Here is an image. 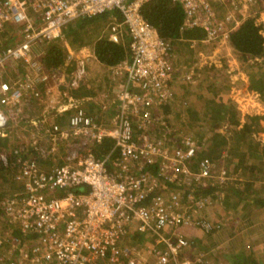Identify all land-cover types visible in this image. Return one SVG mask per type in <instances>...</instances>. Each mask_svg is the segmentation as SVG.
Here are the masks:
<instances>
[{"label": "built area", "instance_id": "1", "mask_svg": "<svg viewBox=\"0 0 264 264\" xmlns=\"http://www.w3.org/2000/svg\"><path fill=\"white\" fill-rule=\"evenodd\" d=\"M149 1L152 0H0V30L14 25L18 38L0 54V136L3 137L10 117L21 114L26 99H31L26 96L40 95L36 82L48 80L35 47L61 38L64 28L74 21L113 11L122 15L123 22L111 25L109 37L119 41L122 26L130 37L129 58L111 67L112 74L124 79L117 92L116 125L105 127L77 102L69 101L58 109H74L69 128L55 125L51 133L57 140L73 139L77 148L86 150L85 155L77 157L75 152L70 153L64 164L48 169L32 157L20 160L15 177L24 191L5 198L1 208L7 223L22 236L13 233L12 240L0 238V264H93L98 259H106L107 264H149L146 252L129 243L134 234L152 239L151 258L157 264H169L190 244L182 232L184 227L197 224L198 228H210L208 220L201 221L184 208V201H195V196H187L183 187L206 186L202 180L212 176L211 161L206 158L197 170L192 169L191 161L200 148L197 141L191 135H184L175 142L170 129L168 134L159 136L155 132L158 118L154 112L175 96L178 63L175 47L143 14V7ZM173 1L184 9L183 28H202L207 42L229 39L240 21L264 13L260 8L243 13L258 0ZM217 4L223 6V16ZM81 52L86 56L77 57L74 87L86 75L92 55L85 49ZM70 53V56L74 54L72 50ZM22 63L38 71L37 74L43 73L42 77L27 73L17 80L4 79L8 68L16 69ZM187 78L192 80L191 75ZM104 138L114 139L120 155L114 162L117 167L114 173L107 159L96 157L89 148ZM33 146L44 153L42 144L34 141ZM15 152L19 153L18 149ZM3 158L6 159L5 155ZM154 166L157 173L150 168ZM161 177L175 183L174 190L161 192L145 204L159 187ZM81 185L89 186L90 191L76 192L74 188ZM9 235L7 232L5 236ZM8 243H13L15 254L9 248L6 256L3 248Z\"/></svg>", "mask_w": 264, "mask_h": 264}, {"label": "crops", "instance_id": "2", "mask_svg": "<svg viewBox=\"0 0 264 264\" xmlns=\"http://www.w3.org/2000/svg\"><path fill=\"white\" fill-rule=\"evenodd\" d=\"M9 27L16 29L14 25ZM262 34L264 36V32ZM41 49V47H35L36 52ZM234 61L237 65L240 64L237 60ZM247 63L249 64L248 69L242 75L247 76L248 79L251 78L253 97L237 98V103L234 101L230 103L226 98L222 103L215 100L217 108L223 107L227 111L225 118L218 117L216 111L207 106L210 100L206 101L204 109H198L193 101L186 97L193 86L186 88L188 84H183L189 83L190 80L187 78L186 69L182 68L181 70L179 63L174 75L176 82L174 84L177 89L174 90L175 94H183L171 100L170 113L159 107L160 112L156 114L158 118L155 129L157 136L168 134V129H170V137H173L175 142L180 141L184 135H193L200 147L196 157L199 155L202 157L209 156L211 159L212 176L202 180L206 186H202L203 188L197 197L195 196V201L191 202L192 208L189 206V210L196 218L199 216L205 220L222 223V230L210 234L203 227L184 229L189 241L195 242V245L190 249L199 250L200 255L203 258L206 257L209 264L210 257L218 252L225 263L234 264L237 255L249 252L247 251L248 247H255V251L251 253L256 258L262 260L264 258V205L262 204L264 202V92L255 89L253 86L256 76L257 84L260 81L264 83V56L250 59ZM89 76L90 73L86 78ZM86 78L77 87L85 83L90 87L89 79ZM110 78L112 81H110L109 87L112 94L116 83L111 75ZM123 81L124 79L118 83L120 84L117 86L118 89ZM71 93V91L70 94L66 93L67 101L66 97H62V101L59 102V109L72 98L84 102V104L90 102L91 105L89 103L87 107L97 111L94 115L96 114V119L100 123L105 127L116 125L119 108L117 95L116 99L113 100L114 97L111 96L93 97L97 96L96 94L83 98L70 97L72 96ZM62 96L65 95L62 94ZM27 103L23 106V110ZM112 107L113 111L110 110ZM195 110H198L199 114H196ZM194 120L198 122L194 124ZM163 121L165 124L162 123ZM32 145L33 141L29 147ZM22 147L28 146L25 144L20 146L19 156ZM193 160L191 165L192 163L196 165ZM42 165L44 166V164ZM198 167L194 170H197ZM183 189L188 190L185 187ZM167 190V192H171L174 188ZM199 220L203 221L202 219ZM144 241H148L149 245L153 243L152 239L146 237ZM190 249L184 252L186 253Z\"/></svg>", "mask_w": 264, "mask_h": 264}, {"label": "trees", "instance_id": "3", "mask_svg": "<svg viewBox=\"0 0 264 264\" xmlns=\"http://www.w3.org/2000/svg\"><path fill=\"white\" fill-rule=\"evenodd\" d=\"M263 2V3H262ZM254 8L260 10H264V1L260 0L256 3V5L253 6ZM143 14L145 18L153 24L157 29L159 30L160 34L165 37L167 40H169L172 45L175 47V51L177 53L180 52V49L184 50V47L186 45H191L194 41H200L205 38L206 33L202 28H193V29H185L183 28L184 20H185V13L182 5L178 2H175L173 0H152L146 3L143 7ZM257 17H248L246 18L239 27L236 28V30L232 31L230 34V37L228 39V42L232 45V47L240 54L242 60L244 62H248L250 59H254L260 56H264V36L262 34V26L257 21ZM110 21V22H109ZM97 22H101L103 26H106V24L109 22L108 27L111 28V25L113 23H122L123 17L118 11L108 12L102 15L89 17V18H82L77 21H74L70 24H68L63 31V36L61 38H57L54 40H51L47 42L46 44L42 45L41 48L46 53L43 56L42 63L44 67L49 70H57L62 69L63 67H67V72L72 73L76 68V61L72 56H70L69 48L67 49V46L64 45V42L62 41L65 36L69 39V44L74 46L75 48H81L84 46H87L91 41L95 42V52L96 56L99 59L100 63L105 66H116L119 63H122L126 61L130 56V50H129V44H130V37L129 32L127 31V28L122 26V35L120 37L119 41L112 40L109 37V34L107 35V32H104L103 35L98 34L97 36H90L89 39H87V34H85L86 29L89 25L95 24ZM15 31L13 27H9V30L3 33L4 38L8 40L5 41V44L0 47V53L8 49L10 46L16 43L17 36L15 34ZM62 41V42H61ZM44 46V48H43ZM47 46V49H46ZM188 48V47H187ZM175 52V54H176ZM182 60L184 58H181ZM187 59H184L185 62ZM186 73H188L187 76L191 75L192 79H194V72L192 70L189 71V69L185 70ZM191 72V73H190ZM6 75V74H5ZM6 78V76H5ZM7 79V78H6ZM257 76L254 79V88L257 90H260L261 92H264V83L260 81L259 84H257ZM190 80V79H189ZM83 79L80 81L82 82ZM177 81V80H176ZM192 81V80H190ZM175 82V80H174ZM176 83V82H175ZM187 84V83H183ZM189 88L191 84L187 85ZM191 88V87H190ZM71 94L72 96H76L79 98H83L85 96H90L95 94V92L88 87V85L80 84L79 87L73 88L71 87ZM174 89L176 90L177 87L174 84ZM183 93H177L175 94V98L179 95H182ZM66 101L68 100V97L65 95ZM174 98V99H175ZM37 97H31L29 100L26 99L25 103H27L26 108L29 111L31 105L34 106L36 104ZM90 103V102H89ZM88 102L84 104V102L78 101V104L84 108V110L90 115L93 116L94 119L97 117L92 113V110H89L90 108L87 107L89 105ZM213 103V104H212ZM91 105V103H90ZM172 101H168L160 106V108L164 109L165 112L170 113ZM209 108L215 110L218 117L225 118L227 111L223 107H219L216 105L215 99H210L209 104L207 105ZM116 108V107H115ZM159 108V110H160ZM110 110H113V107L110 108ZM154 112V115L159 114L160 111ZM74 109H67L64 111L57 110L56 111V117H53L52 119L45 121L43 120V130H45L47 127L51 128V130L54 129L55 125H58L59 127H63L65 129L69 128L70 124V117L73 114ZM118 112V110H117ZM196 114H199L198 110H195ZM27 122L30 121V119H26ZM10 122V120H9ZM50 122V123H49ZM9 127V124H8ZM8 129V130H7ZM6 129V136H0V178H4V183H8L9 181L13 183V189L11 193H6L3 191H0V214H4L3 209L1 208L2 201L6 197H13L16 193L23 190V186H21L15 177V171L20 167V165H17V160H22V162L25 159H28L30 157L34 158V155L29 156V153H34L37 155L36 152L40 154L39 158H35L39 162L41 166L45 161H52L51 158L57 156L56 152L51 151L50 154L44 155L42 154V151L39 150V148H36L37 146H31V147H22L21 152V158H19V154L15 152L16 149H20L19 145H11V135L9 128ZM193 137V135H191ZM194 138V137H193ZM59 145H63L66 147V149H70L69 145H66L65 140L61 141L59 140ZM42 143L39 142L38 145H41ZM17 147V148H16ZM68 147V148H67ZM28 148V149H27ZM31 148L32 150H30ZM89 148L93 152V154L102 159H107L108 167L111 172H116L117 167L115 166L114 162L117 161L120 157L119 152L117 149H115V142L112 138H104L102 142H96L89 145ZM26 150V151H25ZM55 150V149H54ZM25 151V152H23ZM26 154H29L26 156ZM69 154V153H68ZM3 155H5L6 159L3 158ZM198 155V153H197ZM19 156V157H18ZM47 158V159H45ZM210 159L209 156H197L193 161H195L196 165L192 163L193 169L197 168L202 160L204 159ZM59 164H64L66 160H59ZM52 163V162H51ZM158 165V164H157ZM156 165V167H157ZM44 167V166H43ZM154 167H150L151 170L154 173L158 172V169ZM46 168V167H45ZM50 168V167H49ZM199 168V167H198ZM164 178L161 177V181L159 184V187L154 190L150 196L145 200V204L147 201H151V198L157 194H161V192L168 191L167 189L173 188L175 183L172 182H166L163 180ZM166 186V187H165ZM203 187H193L191 189H188L186 191L187 196L190 194H193L197 197L199 191ZM76 192H89L90 187L86 185H81L76 188H74ZM6 195V197H5ZM196 199V198H195ZM264 205V202L262 203ZM197 219H203L202 217H199ZM205 220V219H203ZM210 223V228L206 229L207 233H216L219 230H222V223H215L212 221H206ZM15 234L18 236H22L21 232L19 230H15ZM36 235V234H34ZM27 238V237H26ZM145 237L141 234H134L130 237L129 243L133 245V242H141L144 241ZM128 239L126 240L127 243ZM192 242V244H191ZM189 244L188 249L192 248L195 245V242L191 241ZM255 247H248L249 252H243L240 255H237L234 259V264H264V258L263 260L260 258H256L253 253ZM183 252V251H182ZM204 259V260H203ZM93 264H107L106 259H98ZM198 264H209L206 260V257L203 258L200 263Z\"/></svg>", "mask_w": 264, "mask_h": 264}, {"label": "rangeland", "instance_id": "4", "mask_svg": "<svg viewBox=\"0 0 264 264\" xmlns=\"http://www.w3.org/2000/svg\"><path fill=\"white\" fill-rule=\"evenodd\" d=\"M217 8L219 10L221 9L220 15L223 16L225 14V11H222L223 6L222 5L219 6L217 4ZM252 9L254 10L256 8L247 7V10L246 9L243 10V13L246 14L248 12L251 13ZM240 10L241 11L237 13L239 19L240 17H242V9ZM234 13L236 12H233V14ZM256 17L258 19L257 21L261 24L262 28L264 29V13H262L261 16H256ZM244 20H242V22ZM109 22L106 24V26H103L101 22H97L95 24L89 25L84 35L87 34V39H89L90 36H97L98 34L103 35L104 32H107L106 34L108 35ZM242 22L240 21V24ZM9 26L10 25H6L3 29L0 30L1 31L0 47L5 44L6 40L9 39V38L5 39L3 35V33L9 30ZM263 29L262 32H264ZM205 39L206 36L204 39L200 41H194L191 43V45H186L184 47V50L180 49L179 53L175 51L177 63H179L178 65L186 70L187 69H189V71L192 70V72H194L195 75L192 81H189V83L187 82V84H191L193 88L189 90L190 93L188 92V94H186V97H189V100H192L193 103L195 104V107H197L198 109H204L206 105V101L210 99H215L216 101L222 103L224 101V98H226L230 103L231 101L237 103L236 102L237 98L239 99L240 97H253V92H252L253 90H251V81H250L251 78L248 79L247 76L242 75V73L245 72L246 69H248L249 64L242 60L240 54L232 47L230 43L226 42L228 41V39H222L216 41L212 40L210 42L205 41ZM62 41L64 42V45L67 46V49L69 48V52L70 50L73 51L74 54L72 55V57L76 62H77V57H82L85 54L81 52L82 49H85L86 53L92 54L90 55L91 57L88 59L87 73L83 77V79H85L87 75L90 73L89 78L86 79H89L88 82L90 83V89H92L97 95L93 97L111 96L114 97L112 99L115 100L116 99L115 97L118 92L117 86L120 85L118 83L120 82V80L122 81V79L112 74V69L110 66H105L100 63L95 52V42L91 41L87 46L77 49L69 44V39L66 36ZM45 53L46 52L43 51V49H41L37 53L38 59L42 60ZM181 58L187 60L185 62H182L184 61V59L182 60ZM234 60H237V62L240 63L241 65L240 64L237 65V63ZM66 68L67 67L65 66L60 70L57 69L52 71H49L45 68L46 74H48L49 76L48 80L43 81L41 83L36 82V87L40 91V95L36 96L35 93H32L31 95L26 96V97H37L38 100H36L37 101L36 104L34 106L31 105L29 111L27 110V108L24 107L23 114L21 113L19 115H16L15 117H10V122H9V130H10L9 132L11 135L10 146L14 144V145H19L20 147L22 144H25L29 147V144L32 141L33 142L37 141L38 143L41 142L42 149L44 148V153L42 154L47 155L51 151L57 153L55 159L54 157H52L51 158L52 161H48V162L45 161L43 163L44 166L48 168L53 165L59 164L60 162L59 160L67 159L66 157L70 153L75 152L74 155H77V157H81L85 155L86 152L84 148H77V146L75 145V141L73 139L69 141H65L66 145L67 146L69 145L70 149H66V147L63 145L60 146L59 139L57 140V137L51 133L50 131L51 128L47 127L45 130L42 129L44 123L43 120L48 121L53 117H56V111L59 109V102L62 101V97H63L62 94L63 95H66V93L70 94L71 91L70 88L71 87L75 88L74 86H72L75 70L72 73H70L67 72ZM37 72L38 71H36L32 67L30 68L26 65L24 66L20 65L19 68L16 69V72H14V70L8 71L5 76L8 80L20 79L24 77L27 73L30 74L32 77L34 76L35 78L42 77L43 73L37 74ZM110 75L113 77V80H115L116 83L112 94H111V88L109 87L110 81H112ZM248 76L250 77L249 74ZM70 97H76V96H70ZM71 102L78 103V100L72 98ZM90 110H92L93 114L97 113V111L93 108H91ZM26 119H30V121L27 122ZM197 122L198 121L194 120V124H196ZM29 149L32 150L31 148ZM36 153L37 155L31 152L29 153L30 155L26 154V156L34 155V158H39L40 154L38 152ZM19 158H21V156ZM16 164L17 165L21 164L19 159L17 160ZM18 172L19 170L16 169L15 175ZM12 189H13V183H11L10 181L8 183H4V178L3 177L0 178V191L11 193ZM191 202L192 201L186 199V201H184L183 203L184 208L189 210V208L191 207ZM197 226L198 225L196 224L192 226V228ZM185 228H189V227H184L182 229V232H184ZM7 232L8 234H10L9 235L10 237L5 236ZM13 233L15 234L14 228L12 225L7 223L5 214H0V238L8 237L9 240L10 238L12 240ZM131 246L139 248L140 250H142V252H146L145 257L146 259H148L149 264H157L156 259L151 258L152 254L150 255L151 253L150 247L154 246L153 243L149 246L148 241H141L136 243L133 242V245ZM188 247L184 249L183 252L181 251L177 255L176 260L175 259L172 260L169 264L200 263L203 257L202 255H200V251L190 249L185 253L184 251L187 250ZM9 248H12L11 250L12 253L15 252L13 243H8L3 248L4 255L8 256L7 254ZM221 251L223 252L224 250ZM195 253L197 254L195 255ZM218 253L210 257L211 258L210 264H227L220 257V253L219 254Z\"/></svg>", "mask_w": 264, "mask_h": 264}, {"label": "clouds", "instance_id": "5", "mask_svg": "<svg viewBox=\"0 0 264 264\" xmlns=\"http://www.w3.org/2000/svg\"><path fill=\"white\" fill-rule=\"evenodd\" d=\"M17 40H18V39H17ZM16 42H17V41H16ZM13 45H14V44H13ZM13 45H12V46H13ZM12 46H10V47H12ZM1 53H2V52H1ZM1 53H0V54H1ZM20 65L24 66V65H26V64H25V63H22V64H20ZM20 65H19V66H20ZM19 66H18L16 69H18ZM16 69H13V68L9 69V68H8L7 71H6V73H7L8 71H12V70H14V72H16ZM6 73H4V76H5ZM5 79H6V78H5ZM7 80H8V79H7ZM14 80H17V79H14Z\"/></svg>", "mask_w": 264, "mask_h": 264}]
</instances>
